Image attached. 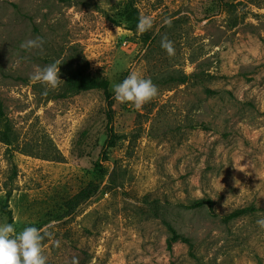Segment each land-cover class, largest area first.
<instances>
[{
	"label": "rangeland",
	"instance_id": "1",
	"mask_svg": "<svg viewBox=\"0 0 264 264\" xmlns=\"http://www.w3.org/2000/svg\"><path fill=\"white\" fill-rule=\"evenodd\" d=\"M124 3L0 0V207L10 190L15 232L42 229L47 264H264V0H134L143 32ZM79 60L112 94L101 164L104 95L65 91ZM53 63L59 86L31 79ZM133 69L158 88L141 108L114 99Z\"/></svg>",
	"mask_w": 264,
	"mask_h": 264
},
{
	"label": "clouds",
	"instance_id": "2",
	"mask_svg": "<svg viewBox=\"0 0 264 264\" xmlns=\"http://www.w3.org/2000/svg\"><path fill=\"white\" fill-rule=\"evenodd\" d=\"M164 23L170 24V21L166 20ZM152 24L150 18L143 17L138 23V29L142 32L147 31L152 28ZM43 43V39L37 37L21 43L20 47L31 49L42 47ZM161 47L169 55L173 54L171 41H162ZM59 72V66L53 63L44 68H37L31 79L56 88L61 82ZM113 93L116 101L130 102L136 108H141L158 95V88L150 78L133 69L126 78L113 85ZM257 224L264 228V218L258 219ZM44 238L43 230L40 228L28 226L16 233L12 224L0 223V264H47V257L42 248Z\"/></svg>",
	"mask_w": 264,
	"mask_h": 264
},
{
	"label": "trees",
	"instance_id": "3",
	"mask_svg": "<svg viewBox=\"0 0 264 264\" xmlns=\"http://www.w3.org/2000/svg\"><path fill=\"white\" fill-rule=\"evenodd\" d=\"M122 16L124 20L128 23V29L135 30L138 27L140 21L139 13L136 7L134 6V0H125ZM87 63L85 61H77L75 68L70 72V74L65 78L64 86L67 93H79L90 90H100L104 95L105 100V139L101 145L99 152V163L106 161L107 152L110 148L114 147L117 140V135L113 129V114H112V94L109 92V82L108 80L100 75H93L87 72L86 70ZM1 139L4 143L8 144V134L2 132ZM89 187L80 191L75 197L77 202H84L88 198ZM11 195V191L7 190L5 193L4 202L1 204L0 210L6 215L7 220L6 224L13 223L12 211L9 208L8 200ZM205 202L209 208L212 207L211 200L197 199L191 202L192 205H198ZM74 203L68 205L71 212H74ZM255 208L252 206L236 208L229 212L228 214L223 215L221 218L223 221L231 220L238 218L246 213L254 211Z\"/></svg>",
	"mask_w": 264,
	"mask_h": 264
}]
</instances>
